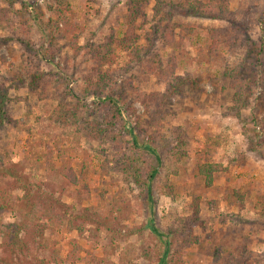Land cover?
I'll return each instance as SVG.
<instances>
[{"label":"rangeland","instance_id":"rangeland-1","mask_svg":"<svg viewBox=\"0 0 264 264\" xmlns=\"http://www.w3.org/2000/svg\"><path fill=\"white\" fill-rule=\"evenodd\" d=\"M177 3L0 0V264L16 244L9 226L26 222L47 224V247L38 252L44 264H159L165 253L167 264H264V111L257 98L264 81L245 87L236 102L224 75L245 52L222 47L208 63L199 50L206 55L211 29L227 23L185 15ZM229 6L239 19L252 8V37L264 36V0ZM63 7L70 22L57 31ZM124 39L145 49L140 60ZM108 45L112 64L102 70L114 77L110 84L128 89L137 80L140 92L127 91L124 119L111 135L91 139V122L102 123L105 111H96L84 78L95 68L92 51ZM148 50L164 62L175 58V77L186 79L182 94L161 108L149 94L165 91L164 84L144 79ZM263 69L256 68L258 78ZM208 164L216 170L210 185L200 172ZM64 167L77 183L60 173ZM151 168L158 170L153 179ZM7 173L40 189L33 203L39 193L60 201L54 210L65 219L23 206L25 193ZM69 219L85 229L69 230ZM150 220L162 238L152 236Z\"/></svg>","mask_w":264,"mask_h":264},{"label":"trees","instance_id":"trees-1","mask_svg":"<svg viewBox=\"0 0 264 264\" xmlns=\"http://www.w3.org/2000/svg\"><path fill=\"white\" fill-rule=\"evenodd\" d=\"M143 1L144 0H133L137 7L140 6ZM179 2L180 3H177V8L181 10V12L185 15L187 14L189 16L219 20L227 23L226 26L211 29V45L206 55H204L202 50H199L198 54L202 55V57H206L208 59V63L213 64L214 61H218V53L222 47L227 48L231 51L242 50L245 52L244 61L237 65L236 68L230 69L225 72L224 75L225 77L229 78L231 87L235 90V95L237 96V99L235 101H240L242 91L245 87L253 89L257 87L258 82L264 81V77L260 76V78H258V74H255L256 68L258 69V67H260L261 65L264 66V61L261 58L262 55H264V36H260L258 39L252 37V8L248 9L250 10L249 12L244 10L243 19H239L235 13L231 12L229 0H208V2H205L203 0H179ZM245 8H248V3ZM67 11H70V9L63 7L57 13L58 21L55 23V28L57 31L59 30L60 23L67 25L70 22V18L65 14ZM171 17L172 16L169 13L166 20L170 22L169 18ZM259 21L263 24L264 27V11ZM133 42L134 41L132 40L124 39L122 41V44L130 45L131 48H135L136 56L140 60L145 49L138 47L137 45H135V43L133 44ZM172 42L173 38H167V43ZM123 49H127V47H123ZM148 52L149 55L146 54L148 55V57L146 58L145 63L146 68L150 71V74H145L146 77L144 79L147 81L149 80L150 76H155L160 84H164L165 91H157L149 94L150 99L153 101L152 103H157L161 108L163 107L165 102L173 101L177 98L178 95L182 94V91H180L181 88L179 86H181L186 81V79L175 77V70L177 67L175 58H171L167 62H164L161 59H157V56L154 55V53H152L151 51L148 50ZM111 55H113L111 52V45L95 48L91 53V57L95 62V68L88 76L84 78L87 85L85 89L86 92L95 96L96 100L93 103L98 107L96 111H99L100 113H103V110L105 111L103 114L102 123H98L96 121L91 122V126L89 127L90 134H88L91 139H102L105 135H111L113 130H116L119 126L118 121H120L124 117L123 109L120 104H124V102L127 101V91L135 92L136 94L137 92H140L139 87L136 85L137 80H129V83L127 85L129 90L123 88L122 86L116 87V84H110L114 81V77L109 73L107 74L106 72H103L102 68L107 63L112 64ZM253 58H255V61L253 60ZM251 64H253L254 68H251ZM228 68L230 67L228 66ZM247 69H249V71L253 75L252 80L246 78V74L248 73ZM174 83H178V86H176V84ZM140 97H142L141 94ZM257 98L259 101V105L264 111V92L261 93ZM64 104H62L64 107H67L69 105ZM247 106L248 102H244L240 107H237L236 110L240 112ZM80 107L81 106L78 105L75 109H78L79 111ZM145 148L148 151L150 150L149 152H153L152 148L149 145H145ZM156 160L160 162L159 158H156ZM151 169L150 179H153L157 175L158 170L157 168ZM200 172L207 178L208 185L212 184L213 178L215 177L214 174L216 172L215 168L211 164H208V166H203L200 169ZM60 173L68 177L71 183H77V177L71 168L64 167L60 170ZM7 174V176L9 177H16V174ZM15 180L17 182V185L25 193V200L22 201L25 203V205L23 206L27 208L33 207L39 215H42V217H45L43 213L46 212L48 215L47 217L54 222H61L65 219V215H58L54 210L58 205H62L60 201L50 200L47 198L43 199L42 194L39 193L36 195V197H38L39 201L41 198L40 203L36 204L35 201L33 203L31 200V195H33V191L38 193L37 189L39 191L40 189L37 187L34 188L33 183L30 182L27 177L18 176L15 178ZM148 191L149 193L151 192V190L149 189ZM192 206L195 210L194 216H196L199 213V203L194 200ZM46 225L47 224H44L40 227L37 226V224L32 225L27 224L26 222L20 227H17L15 224L9 226V228H12V240H16V244L14 245L12 243V247L8 246L10 247V249L8 248L10 256L8 258H5L6 260H4V264H44L45 261L41 260V258L38 256V252L47 247L43 243V231L46 229ZM67 225L69 227V230H80V232H82L85 229L82 224H77V221L75 219H69ZM149 228L152 236L154 235L162 238V235L156 228H154L153 220H150ZM29 233L30 235H32L30 239L33 240V243H31V240L26 236ZM163 244L166 247L167 252L170 246V242L165 241ZM154 245H156L155 242ZM152 246L153 245L150 244L149 247L152 248ZM155 252L157 253V251ZM159 254L160 252L158 251L157 255ZM159 261V264L168 263L166 262V253L161 256Z\"/></svg>","mask_w":264,"mask_h":264}]
</instances>
